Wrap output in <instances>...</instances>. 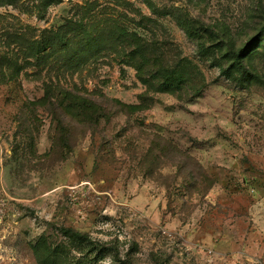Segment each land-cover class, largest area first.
Masks as SVG:
<instances>
[{"label":"rangeland","instance_id":"rangeland-1","mask_svg":"<svg viewBox=\"0 0 264 264\" xmlns=\"http://www.w3.org/2000/svg\"><path fill=\"white\" fill-rule=\"evenodd\" d=\"M0 264H264V0H0Z\"/></svg>","mask_w":264,"mask_h":264},{"label":"trees","instance_id":"trees-1","mask_svg":"<svg viewBox=\"0 0 264 264\" xmlns=\"http://www.w3.org/2000/svg\"><path fill=\"white\" fill-rule=\"evenodd\" d=\"M234 56H235L236 59H238V54H235ZM143 57L146 58L149 62L152 61V57L149 55V53H144ZM82 102H83L82 98H79L78 104H80L81 106H83L84 103H82Z\"/></svg>","mask_w":264,"mask_h":264}]
</instances>
